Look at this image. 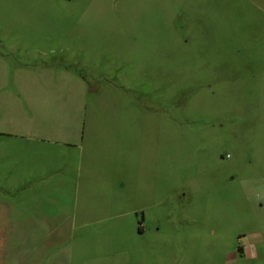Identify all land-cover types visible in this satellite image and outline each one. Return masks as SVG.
Returning <instances> with one entry per match:
<instances>
[{"label":"rangeland","instance_id":"rangeland-1","mask_svg":"<svg viewBox=\"0 0 264 264\" xmlns=\"http://www.w3.org/2000/svg\"><path fill=\"white\" fill-rule=\"evenodd\" d=\"M0 86V264H264V0H0Z\"/></svg>","mask_w":264,"mask_h":264},{"label":"crops","instance_id":"crops-1","mask_svg":"<svg viewBox=\"0 0 264 264\" xmlns=\"http://www.w3.org/2000/svg\"><path fill=\"white\" fill-rule=\"evenodd\" d=\"M3 87L2 86H0V92H2L3 90ZM5 135V132H0V136H4ZM105 162H106V160H105ZM109 164V163H108ZM105 165H107V162L105 163ZM12 188H14V187H5V186H2V188L1 189H6V190H11Z\"/></svg>","mask_w":264,"mask_h":264}]
</instances>
